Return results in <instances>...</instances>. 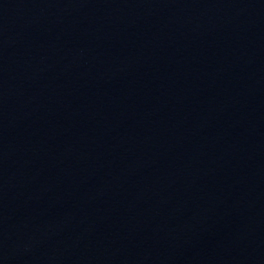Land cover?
<instances>
[{
    "label": "water",
    "instance_id": "obj_1",
    "mask_svg": "<svg viewBox=\"0 0 264 264\" xmlns=\"http://www.w3.org/2000/svg\"><path fill=\"white\" fill-rule=\"evenodd\" d=\"M0 264H264V0H0Z\"/></svg>",
    "mask_w": 264,
    "mask_h": 264
}]
</instances>
